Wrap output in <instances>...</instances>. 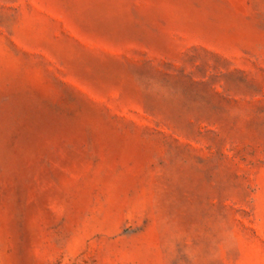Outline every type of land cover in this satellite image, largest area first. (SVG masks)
I'll list each match as a JSON object with an SVG mask.
<instances>
[{"label": "rangeland", "instance_id": "374dc122", "mask_svg": "<svg viewBox=\"0 0 264 264\" xmlns=\"http://www.w3.org/2000/svg\"><path fill=\"white\" fill-rule=\"evenodd\" d=\"M0 264H264V0H0Z\"/></svg>", "mask_w": 264, "mask_h": 264}]
</instances>
